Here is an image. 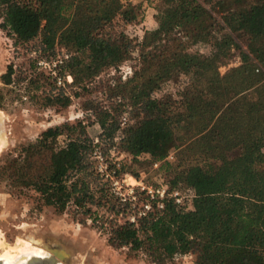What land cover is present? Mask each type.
<instances>
[{
	"label": "trees",
	"instance_id": "trees-1",
	"mask_svg": "<svg viewBox=\"0 0 264 264\" xmlns=\"http://www.w3.org/2000/svg\"><path fill=\"white\" fill-rule=\"evenodd\" d=\"M208 3L209 11L204 7ZM134 8L124 0H0V27L20 42L41 36L43 50L53 52L57 43L72 49L76 54L69 70L75 78L81 70L91 77L130 58L132 42L126 36L113 41L103 28L117 15L126 23L134 21ZM204 15L210 18L209 30L217 16L223 20L227 32L219 35L222 50L235 45L241 52L242 63L225 74L214 58L179 49L183 39L193 38L187 25ZM157 21V29L140 45L144 66L131 79L136 82L129 102L115 108L116 115L104 111L99 122L113 136L120 128V113L148 111L124 131L121 147L134 158L147 153L160 161L172 149H192L172 182L183 181L194 190L193 209L166 198L164 208L153 202L152 210L137 222L114 224L133 208L101 186L92 190V182L99 186L100 181L89 155L95 144L85 128L57 145L58 137L76 125L49 127L15 155H5L0 181L34 191L40 207L58 212L71 203L84 214L92 211L88 202L103 205L111 216L102 227L114 224L109 242L133 251L145 249L157 264L187 253L195 254V264H264V0L243 11L230 10L227 0H162ZM235 32L244 35L245 46L235 42ZM170 39L179 41V50L156 54L158 45ZM255 42L261 45L255 47ZM179 68L192 80L187 91L178 99L152 97L151 91ZM13 73L9 65L1 77L5 84L12 83ZM51 101L65 106L70 100L56 95ZM179 107L185 109L180 119ZM137 197L135 210L149 199L145 192Z\"/></svg>",
	"mask_w": 264,
	"mask_h": 264
},
{
	"label": "rangeland",
	"instance_id": "rangeland-1",
	"mask_svg": "<svg viewBox=\"0 0 264 264\" xmlns=\"http://www.w3.org/2000/svg\"><path fill=\"white\" fill-rule=\"evenodd\" d=\"M256 1L258 0H227V5L230 10L243 11ZM124 2L135 6L136 19L126 23L117 15L105 25L103 31L113 41H123L126 36L133 44L130 58L118 67L105 68L91 77L81 70L80 75L75 78L69 70V62L76 54L72 49L57 43L53 52L43 50L41 36L28 42H20L0 27V162L7 154L15 155L22 145L36 141L49 127L63 124L77 127L74 131L60 135L57 139L58 146L66 144L70 135L78 136L84 127L85 134L95 144L89 155L94 164L93 171L100 181L99 186L92 182V190H99L101 186V190H106L117 201L129 202L132 207L133 199L129 197L134 198L136 195L137 199V195L144 191L143 186L155 190L164 187L179 189L183 194H190L191 187L188 184L178 181L174 185L172 180L194 151L187 147L172 149L165 159L153 161L147 153L134 158L122 149L124 131L147 116L148 111L145 110L132 109L129 113H120L118 118L121 120L126 114L129 123L122 126L119 120L120 128L113 136H108L99 122V117L104 111L111 112L112 116L116 115L115 108L129 102L131 89L136 82L131 79L134 73L144 66L140 45L145 37L158 27L157 15L162 0ZM209 6L210 3L204 6L207 11ZM217 17L218 21L212 30L208 29L210 18L207 15L195 25H187L185 30H191L194 34L192 39L185 38L182 43L173 39L167 40L158 45L156 54H170L178 49L179 43V49L183 51L200 53L219 61L221 74L239 66L242 63L239 48L233 45L228 51L222 50L219 35L227 30L220 16ZM1 21L2 18L0 23ZM232 36L237 44L245 46L244 35L235 32ZM260 45V42L254 44L255 47ZM65 54L70 57L57 69L58 74L65 77V83L60 86L51 75L50 67L40 65L39 61L54 60L58 55ZM9 65L14 68L12 83L5 84L1 77ZM164 74L167 73L161 71V75ZM68 76L72 79L68 80ZM169 77L151 91L152 97L161 99L172 96L178 99L187 91L192 81L180 68L174 69ZM56 95L69 98V104H52L51 99ZM184 110L179 107L178 119L185 116ZM112 116H109V123ZM88 178L92 180L95 176ZM124 197L127 199H122ZM187 201L186 208L193 209V199L189 197ZM86 206L92 210L89 214H84L83 209L74 203L64 212H58L51 206L40 207L34 191L13 189L5 181H0V254L3 255L10 247L20 246L24 241L35 246L34 248L41 249V252L34 253L36 256H55L59 262L55 264H157L145 249L133 251L129 247L116 246L109 242V228L116 222L121 224L130 220L134 214L133 210L128 214L119 215L114 224L107 222L105 229L102 222L111 216L107 208L97 202H88ZM58 251H63L67 258L61 257ZM24 259L26 263L28 257L20 258L21 261ZM0 260L2 264H9L4 262L3 258ZM195 263V254L187 253L167 260L165 264Z\"/></svg>",
	"mask_w": 264,
	"mask_h": 264
},
{
	"label": "built area",
	"instance_id": "built-area-1",
	"mask_svg": "<svg viewBox=\"0 0 264 264\" xmlns=\"http://www.w3.org/2000/svg\"><path fill=\"white\" fill-rule=\"evenodd\" d=\"M70 57L69 54H65L64 56L58 55L54 60L46 61V60H41L39 61L40 65L44 66H49L51 69V75H53L56 78L57 83L61 86L65 83V77L61 76L58 74V67L64 63L66 59ZM52 64V66H51ZM71 76H68V80H71ZM121 125L126 126L129 123V119L126 114H124L121 117ZM132 193H134V188L132 187ZM144 191L146 195L149 196V199L144 203L138 210L134 209L135 203H136V195L133 196L134 198L129 197V199H133V205H132V210L134 211V214L130 217L131 222H137V218H141L147 214L148 211L152 210V205L153 202L156 203L158 209L164 208L165 205V199L166 198H171L175 201V203L178 206H184L185 208L187 207L189 197L192 199L195 196L194 190L191 188L190 189V194H183L179 189H173L171 190L170 188L164 187L162 189H157L155 190L154 188L143 186ZM146 189V190H145ZM122 199H127V197H124ZM193 203V202H192ZM191 203V204H192ZM190 204V205H191ZM193 206V204H192ZM186 209H190L189 207Z\"/></svg>",
	"mask_w": 264,
	"mask_h": 264
},
{
	"label": "bare ground",
	"instance_id": "bare-ground-1",
	"mask_svg": "<svg viewBox=\"0 0 264 264\" xmlns=\"http://www.w3.org/2000/svg\"><path fill=\"white\" fill-rule=\"evenodd\" d=\"M1 144H2V138L0 137V146H1ZM1 245H2V241L0 240V247H1ZM34 247L31 246L30 243H28V242L24 243V241H23V244H20V246H13V247H10V249H6L3 253V255L0 254V258L1 259L3 258V261L6 263H9V264H26L25 263L26 260L24 259L23 261H21L20 258L26 257V259H27V257H28V259H29L31 256H36V255H34V253L41 252V249L34 248ZM57 253L63 258H67V255L63 251H58ZM39 255H41V253ZM49 255H50V253H49Z\"/></svg>",
	"mask_w": 264,
	"mask_h": 264
},
{
	"label": "water",
	"instance_id": "water-1",
	"mask_svg": "<svg viewBox=\"0 0 264 264\" xmlns=\"http://www.w3.org/2000/svg\"><path fill=\"white\" fill-rule=\"evenodd\" d=\"M53 252V251H52ZM58 262V259L55 256L43 257V256H31L26 264H55ZM0 264L2 261L0 260Z\"/></svg>",
	"mask_w": 264,
	"mask_h": 264
}]
</instances>
